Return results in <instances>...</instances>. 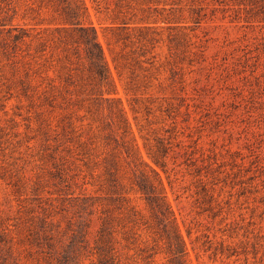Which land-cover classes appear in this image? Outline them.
Instances as JSON below:
<instances>
[{
    "label": "rangeland",
    "instance_id": "rangeland-1",
    "mask_svg": "<svg viewBox=\"0 0 264 264\" xmlns=\"http://www.w3.org/2000/svg\"><path fill=\"white\" fill-rule=\"evenodd\" d=\"M83 2L113 81L111 99L76 94L72 86V94L48 89L58 83V53L49 45L39 50L36 37L53 30L56 19L40 0L12 2L13 23L29 29L31 41L13 43L0 29V264H56L28 242L27 225L44 220L53 256L69 247L83 217L59 190L57 164L74 195L85 189L105 201L103 161L121 151L120 179L131 205L148 217L130 180L141 177L112 113L118 100L142 160L153 165L145 141L160 137L168 146L157 170L188 263L264 264V0ZM27 51L38 72L24 92L19 58ZM66 121L82 134L71 152L62 144ZM87 217L90 248L98 212ZM123 243L122 261L143 264ZM84 254L81 264H93ZM164 262L157 254L154 263Z\"/></svg>",
    "mask_w": 264,
    "mask_h": 264
},
{
    "label": "trees",
    "instance_id": "trees-1",
    "mask_svg": "<svg viewBox=\"0 0 264 264\" xmlns=\"http://www.w3.org/2000/svg\"><path fill=\"white\" fill-rule=\"evenodd\" d=\"M12 2L13 0H0V29L6 28V31L10 32L8 37L13 43H26L27 39L31 41L30 30L18 23H13L17 9ZM39 5L50 11L56 19L53 30L47 32L46 35L36 37L39 40V50H45L49 45L58 53V83L54 85L48 82V89H58L69 94H72L73 90L76 94L78 92L95 93L100 98L106 96V99H111V94L115 90L113 81L95 31L87 22V10L83 0H40ZM29 55L30 52L27 51L19 58V62L22 63L19 66H21L23 77H19L18 82L24 92L32 86L30 75L38 72L37 68L34 69L33 65L31 66L32 59H27ZM78 62H80L79 65H77ZM78 67L79 73L76 72ZM133 79L131 78L127 83L126 90H134ZM71 86L73 90H69ZM112 111L117 118V129L121 130L120 139L124 152L133 163V171L137 170L141 177L140 181L130 180L132 186L136 187L143 196L149 211L148 217L140 216L130 203L124 181L120 179L122 175L119 154L122 152L118 151L112 154L111 158L103 161L104 181L101 187L105 192V201H98L97 198L96 200L85 189L74 195V190L69 189L70 184L61 173L60 165L55 166L54 175L59 179V190H65V195L73 199L71 205L77 208L79 217L83 219L78 224V230L73 233L69 247L59 251L56 256H53L57 251L52 235L46 228L49 225L46 220L37 227L32 224L27 225L28 242L38 247L41 253H45L48 262L53 258L56 264H81L83 258L81 254H84L86 250L94 257L93 264H131L122 261L118 253V246L122 240L124 241L123 247L133 250L129 258L138 257L143 264H155V257L160 253L164 254L165 264H189L185 242L178 229L165 194L162 178L157 170V167L164 168L166 165L164 158L168 146L160 137L154 139L153 144L145 141L144 146L153 165L142 160L135 143L136 139L124 116L119 100L118 105L116 104ZM60 128L61 134L65 136L62 144H66L63 146L66 151L71 152L76 147V143L81 145L79 140L82 134H74L76 127L72 122H63ZM143 139L145 140L144 137ZM58 194L62 197L61 193ZM96 205L99 207L95 208ZM45 211L47 212L43 209L44 219L50 216L46 215ZM93 211L98 212L99 226L92 246L87 248L90 226V218L87 216H90Z\"/></svg>",
    "mask_w": 264,
    "mask_h": 264
}]
</instances>
